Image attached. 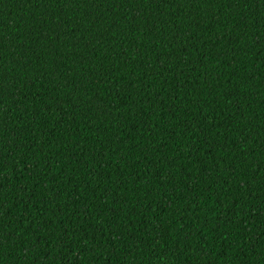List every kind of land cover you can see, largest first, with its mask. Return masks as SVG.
<instances>
[{
	"label": "trees",
	"instance_id": "1",
	"mask_svg": "<svg viewBox=\"0 0 264 264\" xmlns=\"http://www.w3.org/2000/svg\"><path fill=\"white\" fill-rule=\"evenodd\" d=\"M0 264H264V0H0Z\"/></svg>",
	"mask_w": 264,
	"mask_h": 264
}]
</instances>
